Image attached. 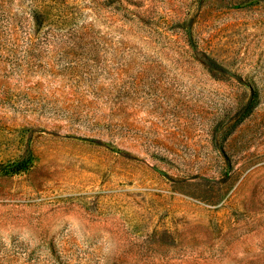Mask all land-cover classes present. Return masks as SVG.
I'll return each instance as SVG.
<instances>
[{
	"label": "rangeland",
	"instance_id": "obj_1",
	"mask_svg": "<svg viewBox=\"0 0 264 264\" xmlns=\"http://www.w3.org/2000/svg\"><path fill=\"white\" fill-rule=\"evenodd\" d=\"M0 264H264V0H0Z\"/></svg>",
	"mask_w": 264,
	"mask_h": 264
}]
</instances>
